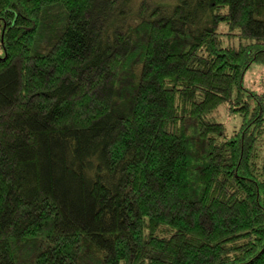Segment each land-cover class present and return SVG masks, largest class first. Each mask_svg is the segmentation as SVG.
Returning a JSON list of instances; mask_svg holds the SVG:
<instances>
[{
  "label": "trees",
  "instance_id": "trees-1",
  "mask_svg": "<svg viewBox=\"0 0 264 264\" xmlns=\"http://www.w3.org/2000/svg\"><path fill=\"white\" fill-rule=\"evenodd\" d=\"M119 2L0 0V264H264V0Z\"/></svg>",
  "mask_w": 264,
  "mask_h": 264
},
{
  "label": "rangeland",
  "instance_id": "rangeland-1",
  "mask_svg": "<svg viewBox=\"0 0 264 264\" xmlns=\"http://www.w3.org/2000/svg\"><path fill=\"white\" fill-rule=\"evenodd\" d=\"M152 7L163 6L169 7L174 3V0H148ZM141 0H120L119 4L114 8L110 5L103 3V7L107 8V12L110 14V21L112 25L118 27L125 26L128 23L135 22L140 17ZM109 10V11H108ZM220 31L225 29V25L220 24L218 26ZM0 54H4L2 47V37L0 33ZM243 91L254 92L263 96V113H264V64L260 62L253 63L245 72L243 80ZM250 104L253 107L258 101L253 97H249ZM228 102L221 103L215 110L208 113L206 116L210 120L220 122L224 125L225 131L228 135L239 128L244 120V116L240 113H231L228 109ZM264 149V135L260 141V151Z\"/></svg>",
  "mask_w": 264,
  "mask_h": 264
}]
</instances>
